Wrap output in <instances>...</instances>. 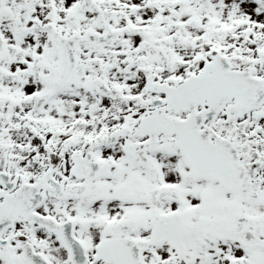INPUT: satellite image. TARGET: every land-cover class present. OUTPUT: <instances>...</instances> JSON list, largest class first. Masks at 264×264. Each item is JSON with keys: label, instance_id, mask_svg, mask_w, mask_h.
<instances>
[{"label": "snow or ice", "instance_id": "obj_1", "mask_svg": "<svg viewBox=\"0 0 264 264\" xmlns=\"http://www.w3.org/2000/svg\"><path fill=\"white\" fill-rule=\"evenodd\" d=\"M0 264H264V0H0Z\"/></svg>", "mask_w": 264, "mask_h": 264}]
</instances>
